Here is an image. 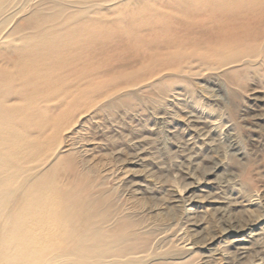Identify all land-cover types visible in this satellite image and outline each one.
<instances>
[{"label":"bare ground","instance_id":"6f19581e","mask_svg":"<svg viewBox=\"0 0 264 264\" xmlns=\"http://www.w3.org/2000/svg\"><path fill=\"white\" fill-rule=\"evenodd\" d=\"M11 1L0 0V13ZM182 1L132 0L110 19L50 1L0 38V264H198L193 253L172 261L170 249L156 252L150 231L98 191L92 171H78L72 154L56 155L67 112L47 113L73 104L66 99L83 87L98 93L92 106L103 107L191 72L217 71L226 80L250 70L264 76V1ZM177 7L187 27H172L177 19L169 11ZM148 10L146 17L138 14ZM214 12L225 27H194L203 13ZM69 75L71 82H57ZM183 195L179 201L189 206ZM245 226L232 227L236 233Z\"/></svg>","mask_w":264,"mask_h":264},{"label":"rangeland","instance_id":"374dc122","mask_svg":"<svg viewBox=\"0 0 264 264\" xmlns=\"http://www.w3.org/2000/svg\"><path fill=\"white\" fill-rule=\"evenodd\" d=\"M50 1L68 12L88 8L110 19L118 6L132 0H88L83 5L75 0H12L0 13V38ZM166 1L184 3L159 0ZM181 11H169L177 19L172 27H187ZM150 13L138 12L145 17ZM218 14L203 13L194 27H225ZM165 19L167 25L170 16ZM248 72L230 77L233 84L217 71L191 72L169 78L158 90L143 88L106 100L103 107L100 101L92 106L97 92L74 90L70 94L76 98L66 99L73 104L47 111L51 117L67 112L60 121L56 155L72 154L78 171H92L98 191L150 231L156 252L170 249L172 261L193 253L198 264H264V76ZM107 77L112 74L93 83ZM71 81V76L57 80ZM178 193L191 198L189 206H183ZM229 223L234 225L222 235L221 228ZM245 223L234 233L232 226Z\"/></svg>","mask_w":264,"mask_h":264}]
</instances>
